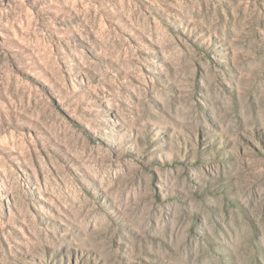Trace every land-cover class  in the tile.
<instances>
[{
	"label": "rangeland",
	"instance_id": "obj_1",
	"mask_svg": "<svg viewBox=\"0 0 264 264\" xmlns=\"http://www.w3.org/2000/svg\"><path fill=\"white\" fill-rule=\"evenodd\" d=\"M0 264H264V0H0Z\"/></svg>",
	"mask_w": 264,
	"mask_h": 264
}]
</instances>
